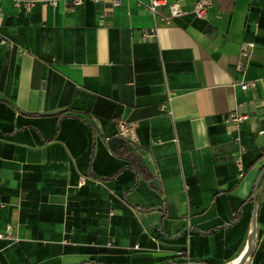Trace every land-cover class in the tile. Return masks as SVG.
I'll list each match as a JSON object with an SVG mask.
<instances>
[{"label":"crops","instance_id":"obj_1","mask_svg":"<svg viewBox=\"0 0 264 264\" xmlns=\"http://www.w3.org/2000/svg\"><path fill=\"white\" fill-rule=\"evenodd\" d=\"M16 1L0 0V264H264V177L242 259L264 91L240 86L264 76V0H211L206 19L197 0Z\"/></svg>","mask_w":264,"mask_h":264},{"label":"built area","instance_id":"obj_2","mask_svg":"<svg viewBox=\"0 0 264 264\" xmlns=\"http://www.w3.org/2000/svg\"><path fill=\"white\" fill-rule=\"evenodd\" d=\"M74 6H80L84 4L88 0H71ZM95 2H99V0H92ZM53 3H56L55 1ZM114 4H120V0H113ZM168 3V0H149L147 8L149 12L151 13H157L160 11V9L165 6ZM15 5L19 8H23L27 11H30L34 5L35 1L34 0H23V1H16ZM211 6V0H197L193 8L191 9L192 12L195 14V16L199 19H206L207 18V12L208 8ZM0 12H1V7H0ZM170 12L172 17H177L184 15L185 13L188 12L187 9H185L181 4L179 3H174L170 6ZM147 35L145 34L144 37ZM5 40L0 36V42H4ZM240 86L243 90H257L259 87H261L264 91V76L256 79V80H249V81H243L240 83ZM248 116L239 114L235 111L230 113V119L235 122H241L245 119H247ZM118 133L123 136L130 137L131 132L133 130V125L130 124L127 120L125 119H119L118 122ZM260 133H264V131H261ZM241 155L237 156V165L239 166L240 170H242L241 167ZM8 229H10L8 227ZM9 233L4 234L0 233V238H5L9 237ZM139 244H137L138 246Z\"/></svg>","mask_w":264,"mask_h":264},{"label":"water","instance_id":"obj_3","mask_svg":"<svg viewBox=\"0 0 264 264\" xmlns=\"http://www.w3.org/2000/svg\"><path fill=\"white\" fill-rule=\"evenodd\" d=\"M264 177V168L262 169L257 181H256V185H255V189H254V193H253V200H254V204H255V211H254V214H253V218H252V222H251V230H250V233H249V238H248V247H247V250L246 252L244 253L242 259H245L251 252L253 246H254V243H255V240H256V231H257V223H258V211H259V204H258V191H259V188L261 186V182H262V179ZM155 183H157V180H154ZM241 259V261H243ZM242 263V262H239V264ZM91 264H95V263H91ZM191 264H194V263H191Z\"/></svg>","mask_w":264,"mask_h":264},{"label":"trees","instance_id":"obj_4","mask_svg":"<svg viewBox=\"0 0 264 264\" xmlns=\"http://www.w3.org/2000/svg\"><path fill=\"white\" fill-rule=\"evenodd\" d=\"M253 193H254V192H253ZM252 196H253V195H252ZM252 196H251V197H252ZM259 215H260V211H259Z\"/></svg>","mask_w":264,"mask_h":264}]
</instances>
